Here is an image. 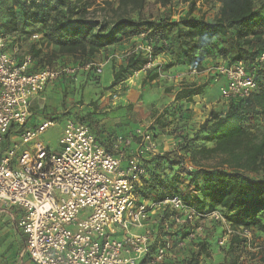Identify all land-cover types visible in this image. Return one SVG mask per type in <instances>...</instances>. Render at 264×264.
Here are the masks:
<instances>
[{
	"label": "trees",
	"instance_id": "obj_1",
	"mask_svg": "<svg viewBox=\"0 0 264 264\" xmlns=\"http://www.w3.org/2000/svg\"><path fill=\"white\" fill-rule=\"evenodd\" d=\"M198 1L190 0L186 16L175 22L169 17L144 20L141 12L145 0H117L122 11L111 21L88 20L90 0H6L0 7V34L11 38L9 50L19 46L20 62L25 56L31 57L33 68L30 72L44 65L51 66L55 56L46 55L44 47L55 48L57 56L73 58L72 67L83 68L97 63L95 58L102 50L130 40L132 50L112 74L111 87L141 70L146 71V79L152 82L174 67L200 71L206 67L207 60L212 66L244 63L253 71L258 84L250 98L229 100L225 111H211L197 127L188 126L192 113L182 110L181 103H189L203 91L202 87L186 85L175 93L170 106L153 115L149 133L156 143L161 135L158 131L167 129L173 120L180 129L176 133V127L171 129V135H177L175 151L142 161L146 175L139 196L142 200L162 202L177 195L199 215L219 211L234 230L255 227L264 232V71L257 63L264 53V0L258 7L254 0H221L222 10L211 22L192 16ZM171 2L159 0L162 7ZM130 13H136L137 19L130 17ZM32 34L40 35V41L31 42ZM137 40L150 47L149 55L143 51L134 52ZM162 56V63L146 68ZM93 71L94 68L89 73ZM92 115L74 114L72 118L86 124L100 142L103 128ZM40 117L32 114L27 125L33 128L47 119ZM252 120L262 124L256 133L254 129L258 126H250ZM12 132L10 130L4 137L0 154L8 147ZM105 149L112 152L108 147ZM185 157L193 163H198L199 158H215L219 166L187 170L183 166ZM185 181L193 188L187 195L180 190ZM168 217L166 212L160 218L159 235L171 241L185 238L186 229L163 232L162 225ZM169 226L172 231L173 225ZM232 237L237 241L236 235ZM203 242L197 243L201 251L205 250ZM154 249L155 245L151 251ZM185 262L178 264H198L196 259Z\"/></svg>",
	"mask_w": 264,
	"mask_h": 264
},
{
	"label": "built area",
	"instance_id": "obj_2",
	"mask_svg": "<svg viewBox=\"0 0 264 264\" xmlns=\"http://www.w3.org/2000/svg\"><path fill=\"white\" fill-rule=\"evenodd\" d=\"M4 1L0 0V7ZM40 38L32 34L30 41ZM10 43V37L0 34V146L13 131L0 154V206L15 210V227L24 236V252L31 264H164L170 253L203 238L198 222L206 219L225 224L227 237L240 236L219 211L199 215L177 195L162 202L140 198L146 175L142 161L161 154L149 132L136 131L138 143L129 154L125 151L133 139L123 136L114 137L108 145L112 152H107L86 124L69 117L59 140L60 153L36 141L53 125L51 120L33 128L27 125L32 105L46 87L60 77L75 79L78 69L94 68L99 75L104 65L70 66L61 71L44 65L30 72L31 57L20 62L19 46L9 50ZM138 51L148 54L151 49L137 40L134 52ZM257 63L264 71V53ZM189 71L216 83L224 78L219 94L227 102L248 99L258 89L253 71L242 62ZM166 212L169 217L163 232L186 229L185 238L171 241L159 235V221ZM225 242L220 239L219 246Z\"/></svg>",
	"mask_w": 264,
	"mask_h": 264
},
{
	"label": "rangeland",
	"instance_id": "obj_3",
	"mask_svg": "<svg viewBox=\"0 0 264 264\" xmlns=\"http://www.w3.org/2000/svg\"><path fill=\"white\" fill-rule=\"evenodd\" d=\"M189 1L172 0L169 5L162 7L159 4V0H145L141 16L144 20L148 21H158L169 17L171 21L176 22L188 13ZM261 1L254 0L255 7H258ZM90 3L91 7L88 9L87 19L91 21H101V19L111 21L122 11L118 8L117 0H90ZM222 4L221 0H200L196 3L192 16L195 18L201 17L211 22L220 14ZM129 16L137 19L136 13H130ZM131 50V41L123 40L118 45L102 50L96 56L95 61L98 64L108 66L110 70L112 69L113 74ZM43 52L48 56L51 54L55 56L51 61L50 67L56 71L70 67L74 62L71 57L64 55L57 56L55 48L44 47ZM163 60V56L158 57L152 66L162 63ZM205 66L210 67L212 65ZM186 72L190 73L189 70H186ZM183 81L189 82L190 79L185 80L184 78ZM203 82L200 81L203 91L201 95L194 97L189 103H186V106L184 103H181L182 110L188 109L190 113L196 115V120L191 123L193 119H190L187 123L188 126L194 125L197 127L199 122L205 120L211 111L223 112L227 106V101L217 99L216 97L220 83H215L210 87V83ZM100 84V80L97 79L94 82V87H85L84 81L80 87L77 84L72 85L73 87H47L48 89H45L42 97L45 100H37V104L32 109V114L47 118L46 120L52 117H56V119L53 121V125L40 135L36 141L40 142L50 152L54 154L60 153L62 147L59 144V140L64 123L73 111H79L78 115H81V111L93 113V115H96L97 118H94L97 121L106 123L101 125L103 130L106 129L107 124H114L113 127L111 126L110 132H104V135L108 136V138H112L113 135L117 136L118 133L126 134L132 126H136V131L149 132L153 126V115L169 106V102L166 101L164 95H161V98L159 97L157 93L158 87H149L147 90L141 89L138 99H135L133 97L136 94H133L131 87H125V83L119 82L120 87H111V85L97 87ZM207 87L210 88L207 89V94H204ZM150 101H153L152 104L149 103ZM190 106L191 108H189ZM177 125L176 120H173L167 129L158 131L161 135L157 138V145L161 154L176 150L174 143L177 135L175 137L172 136L171 129L173 130L176 127L174 130L176 133L180 129ZM256 125L258 127L254 129V133L261 130L262 124L260 125V121H250V126ZM133 141L137 145L138 139L136 137H133ZM183 166L185 169L191 170L198 166L214 168L219 165L215 158L206 160L199 158L198 163H193L188 157H185ZM180 190L187 195L193 188L185 181ZM198 224L203 226V238L198 242L204 241L205 250L201 251L197 243H189L183 250L170 253L166 259L167 261L171 264H178L181 261H193L196 259L198 264H264L263 231L255 227L236 229L240 233V236L236 235L237 241H235V237L231 238L225 235V224L223 225L218 221L208 219L199 221ZM5 234L1 230L0 239L4 238ZM224 238L226 242L223 246H219V240ZM15 251H17L16 248ZM11 253H14V251L11 250Z\"/></svg>",
	"mask_w": 264,
	"mask_h": 264
},
{
	"label": "crops",
	"instance_id": "obj_4",
	"mask_svg": "<svg viewBox=\"0 0 264 264\" xmlns=\"http://www.w3.org/2000/svg\"><path fill=\"white\" fill-rule=\"evenodd\" d=\"M205 65H210V60L209 61L207 60ZM104 70L102 71L101 74L96 75L95 73H89V71H86L84 69H78L75 72V79L60 77L54 83L48 85L47 87H57V86L73 87L72 85L74 84H77V86L80 87L82 86L83 81L86 84L85 87H94L93 86L94 82H96L97 79H99L101 82V84L98 85L97 87H107L111 85L112 80H113L112 69L110 70L108 66L104 65ZM186 70L188 69L183 68V67L182 68L174 67L170 69L167 73H163V74L161 73L159 77L152 82H149L146 79V71L141 70L139 72L134 73L130 78H128L126 81L121 82V83H125V87H131L133 94L134 95L136 94L135 97H133L135 99H138L139 94L141 93V89L147 90L149 87H158L157 93L159 94V97L161 95H164L166 101L169 102V106L174 102L175 93L180 89V87H183L186 85H195L196 87H201L202 82L200 84V81H204L205 83H210L211 84L210 87H212L216 83L213 81L211 77L193 76L190 73L186 72ZM184 78L185 80L190 79V81L184 82L183 81ZM218 83H220V86L223 85L225 83L224 78H220ZM114 87H120V86L118 84ZM210 87L205 88L204 94H207V89ZM43 93L41 95V98L37 100H42V99L45 100L44 98H42ZM216 97L217 99H221L220 94H219V89H217ZM37 100L34 101L31 111L33 107L37 104L38 102ZM152 102L153 101H150L149 103L152 104ZM182 103H184L185 106L187 105L186 104L187 102H182ZM189 108H191V106ZM88 112L81 111L80 114L85 115ZM78 113L79 111H75V112L73 111L71 112L70 117H73L74 114H78ZM91 117L97 118L96 115H92ZM192 117H193L192 118L193 120H191V123L194 122V120H196V115L192 113ZM41 121H39L38 123H40ZM203 121L204 120H201L199 124H201ZM103 124H106V123L103 121L99 122L98 120V125L100 126V128H101V125ZM113 125L107 124L106 129H104L105 131L103 130V134H101L100 136L101 138L100 142L102 143L98 141V143L101 144L104 148L108 147V145L112 142L114 137H116V135H113L112 138H108V136L104 135V132L108 133L111 131V126L113 127ZM135 131H136V126H132L130 130L128 131V133L126 134L118 133L117 136H123L126 138L133 139V137H135ZM94 136L96 137V135ZM135 147H136V143L132 140L130 149L126 150L125 152L129 154L132 150L135 149ZM157 147L159 151V146L157 145ZM16 216L17 215H16L15 210L13 209L5 210L2 206H0V231L3 230V233H6L5 237L0 239V264H31L27 254L24 252V249H25V240L23 242L24 236L15 227ZM4 228H7V229H4ZM15 248L17 249V251H15ZM11 250H13L14 253H11Z\"/></svg>",
	"mask_w": 264,
	"mask_h": 264
}]
</instances>
